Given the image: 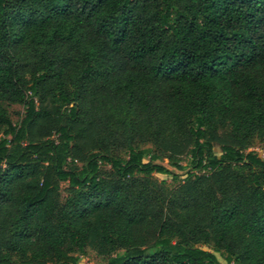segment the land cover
<instances>
[{
    "label": "trees",
    "instance_id": "1",
    "mask_svg": "<svg viewBox=\"0 0 264 264\" xmlns=\"http://www.w3.org/2000/svg\"><path fill=\"white\" fill-rule=\"evenodd\" d=\"M1 101L0 264H264V0H0Z\"/></svg>",
    "mask_w": 264,
    "mask_h": 264
},
{
    "label": "rangeland",
    "instance_id": "2",
    "mask_svg": "<svg viewBox=\"0 0 264 264\" xmlns=\"http://www.w3.org/2000/svg\"><path fill=\"white\" fill-rule=\"evenodd\" d=\"M0 103L13 122H17L20 120V118L22 117L23 112H24L23 105L9 103L6 101H1ZM250 149L254 150L255 152H258L260 154V156L262 158H264V138L262 140L254 139ZM156 162L163 164L168 169H170L172 172H174L175 174H178V177L176 178V180H172L171 176H167L165 174H158V173L154 174V177L157 180L165 179L167 184H169V186H173L177 182H179L185 178V172L188 170L189 156L183 155L180 157V161H179L180 164L185 166V169L182 171L177 170L174 167H171L168 164V161L166 158H160ZM61 186H62V188H64L65 183H62ZM63 194H64V192H63ZM201 247L204 249H208L209 251L214 252L211 249V247L208 245H201ZM214 254L221 264H233V263H227L226 262L223 253L214 252ZM79 264H105V259L102 256L98 255L94 250L87 249L85 254H83L80 257Z\"/></svg>",
    "mask_w": 264,
    "mask_h": 264
},
{
    "label": "built area",
    "instance_id": "3",
    "mask_svg": "<svg viewBox=\"0 0 264 264\" xmlns=\"http://www.w3.org/2000/svg\"><path fill=\"white\" fill-rule=\"evenodd\" d=\"M203 171V170H202Z\"/></svg>",
    "mask_w": 264,
    "mask_h": 264
}]
</instances>
